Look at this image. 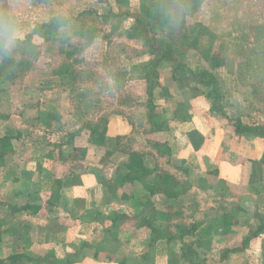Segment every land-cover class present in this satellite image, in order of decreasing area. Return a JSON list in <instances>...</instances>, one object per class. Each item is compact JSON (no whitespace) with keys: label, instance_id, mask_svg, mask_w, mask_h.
Returning a JSON list of instances; mask_svg holds the SVG:
<instances>
[{"label":"rangeland","instance_id":"rangeland-1","mask_svg":"<svg viewBox=\"0 0 264 264\" xmlns=\"http://www.w3.org/2000/svg\"><path fill=\"white\" fill-rule=\"evenodd\" d=\"M161 4L166 5V15L170 21L162 26L157 25L151 31L150 39L166 41L175 47L177 53L176 62H163L161 65L170 67L163 78L164 85H175V75L171 74L177 69L185 67L190 74L186 67L188 65L212 70L220 81L223 95L219 104L227 114L214 111L209 99L198 90V85L195 86L198 92L192 96L195 104L187 109L199 108L203 116H209L204 120L205 125L221 129L234 128L229 118L240 119L250 127L264 125V0H0L3 35L8 39L7 25L14 27L21 35L19 39H8V54L16 58L19 65L10 68L0 58L4 78V84L0 86V137L14 135L17 148L14 150L25 154L33 142L49 141L50 138L58 143L70 131L84 126L103 128L114 116L121 115L134 130L130 138L134 140L133 143L130 144L127 137L122 146L129 148V143L131 149L145 154L148 166L159 164L175 173L183 182L184 192L178 200L168 201L162 196L154 199L157 205L167 206L164 208L166 213L173 216L171 221L158 224L166 228L202 223L195 236L186 241L194 243L203 256L207 255V264H226L227 261L220 262L218 257L225 243L237 240H233L236 235L231 230L227 233L224 229L223 216L228 213L232 216L238 214L237 219L240 217V199L218 175V171L220 173L230 162L229 156L224 152L206 161L207 157L202 154L200 163L194 160L192 165L187 160L175 157H157L148 144L151 139L148 134L153 127L148 119V82L142 69L154 60V55L150 54L143 40H132L129 35H136L138 31L136 18L146 19L147 9L159 14L163 7L158 11L153 5ZM56 18L60 20L53 33L36 35L31 42H25L35 26ZM211 18L210 27L205 26L204 22ZM91 26L98 29V34L94 43L88 46L75 35V31ZM209 50H212V54L224 55L227 61L225 67L219 70L213 68L209 60L212 54L207 55ZM62 68L67 73L65 78L55 77L54 74ZM177 98L181 100L185 97L178 95ZM156 113L160 122L162 113ZM38 115L43 119L42 127L40 119H36ZM53 115L64 119L60 126H49ZM180 115L185 116L183 112ZM240 138L245 139L240 141L242 145L248 143L249 148L258 149L259 157L264 161L263 138L258 137L256 142L251 140L255 138L253 136L243 135ZM120 157L121 162L115 163L122 165L128 156L123 153ZM115 163L111 162L105 170L109 180H113L118 173ZM205 169L209 171L207 174L204 173ZM10 172L0 173V190H5L0 192L1 216L9 212L4 206L11 191L21 186L13 185L15 174ZM208 175L214 178L208 181ZM113 187L117 189L113 191L118 193L130 191L128 185L118 188L115 184ZM138 192L144 194L142 189ZM133 201L120 211L138 214L142 207L138 200ZM260 209L264 212V205L261 208L257 203L251 211L256 217L244 218L242 215L246 222L244 224L251 226L250 235L262 226L261 218L264 215L257 214ZM149 235L148 230L140 234L141 239ZM108 237L101 242V246L103 249L112 246L115 252L120 253L115 257L117 263L127 256L130 264H137V258L140 259L147 251L139 240L138 244L132 246V241L128 242L127 238L112 244ZM6 242L11 243V239ZM181 247L182 243L175 241L168 247L164 243L161 248L181 254ZM13 248L2 241L0 260L17 253ZM31 253L40 255L38 252ZM154 258L153 253V263ZM255 258L251 257L253 260Z\"/></svg>","mask_w":264,"mask_h":264},{"label":"crops","instance_id":"crops-1","mask_svg":"<svg viewBox=\"0 0 264 264\" xmlns=\"http://www.w3.org/2000/svg\"><path fill=\"white\" fill-rule=\"evenodd\" d=\"M216 11L217 9H215V13ZM200 16L202 15L200 14ZM212 20L211 18L204 22L205 26L210 27ZM169 63L167 62V64ZM167 66L164 65L160 68L161 88L155 92V105L157 111L162 113L161 121L156 120L152 126L153 131L148 136L153 140L167 142L173 150L172 158L187 160L188 164L192 165L194 160L196 163H200L202 154L207 157L206 161L224 152L229 156L230 162L226 164L224 170L220 173L218 171V175L240 199V204H238L240 217L235 218L236 221H239V226L224 229L227 230V233L228 230H231L236 235L233 240H241V242L232 241L225 243L224 246L241 247L242 242L246 239H251V242L244 251L231 254L226 264H264V231L254 237L256 232L250 235L251 226L244 224L245 216L256 217L255 213H251V211L257 203L261 208L264 205V161L259 157L260 152L258 149L255 151L253 148H249L248 143L242 145L240 141L245 139L236 135L234 128L224 127L221 129L205 125L204 120L209 117L208 114H204V117L203 111H200L199 108L187 109L189 105L195 104L193 102L195 99L192 96L198 92L195 88L197 83L186 72L187 69L182 67L171 74V76L175 75V85H164L163 78L170 68ZM208 71L213 72L212 70ZM178 95H184L185 98L177 100ZM196 99L198 100V98ZM179 112H183L185 116H181ZM36 119H40L42 127L43 119L40 115ZM51 121L49 126L54 127L60 126L64 119L61 120L58 115H53ZM133 133L134 130L126 122V119L118 115L109 120L106 134H90L89 137L79 139L77 146L88 149L87 157L83 160L67 162L61 159L56 145L62 143L65 136L58 143L50 138H48L49 141L33 142V145L29 146V152L23 154L24 152L14 150L13 153L1 159L0 173L3 175L8 170L9 173L12 171L15 174L13 185L15 187L21 185L11 191V196L8 197L4 206V209H8L9 212L0 215L3 222L1 231L3 244L7 243L8 247L14 246L13 249L17 253L38 252L42 256L49 254L57 259H64L67 254L74 253V250L82 243H90L94 247L93 251L97 250V247L100 248L101 242L107 240L108 237L106 229L111 226L108 218L115 212L125 213L121 212L120 208L134 202L133 200H123L120 193L113 191L117 190L115 187L107 188L100 183V177L105 181H112L106 177L105 170L109 168L111 162H121L120 156L123 153L119 152V145H122L125 138L130 139ZM118 137L123 138L121 143L118 142ZM256 139L258 140V138L251 140L254 142ZM182 143H184V147ZM14 149H17L15 145ZM249 150L252 151L249 152ZM106 152H112L113 156L110 158V162L104 165L100 162ZM115 164L118 165L117 171L124 166L121 163ZM204 171L206 174L209 172L207 169ZM120 173L123 175L125 171L122 169ZM219 177L216 179L220 181ZM212 178H214L213 175H208V181ZM56 180L63 181L60 191L61 199L58 204L52 201V188ZM139 188L141 189L139 186H129V193L138 192ZM1 191L5 192V190ZM8 194L5 193V195ZM28 203L42 207L38 215H28L26 212L19 211L21 206ZM258 212L257 214L264 215L261 209ZM133 226L123 227L117 235L118 243L121 238H127L128 242L132 241V246L135 243L138 244L139 240V244L145 247L143 243L150 235L141 239L140 234L146 229L136 232ZM9 239H11V243L6 242ZM110 243L117 242L110 240ZM104 249H99L97 259H94L92 254L86 251L84 253L86 258L78 264H118L115 257L120 253L115 252L112 246ZM155 255V264H168L167 249L160 247ZM251 257L256 258L253 260Z\"/></svg>","mask_w":264,"mask_h":264},{"label":"trees","instance_id":"trees-1","mask_svg":"<svg viewBox=\"0 0 264 264\" xmlns=\"http://www.w3.org/2000/svg\"><path fill=\"white\" fill-rule=\"evenodd\" d=\"M155 9L161 12L159 14L152 12L147 9L145 11L147 18H136L135 24L138 28L136 35H129V38L141 39L144 41L145 45L149 48L150 54L154 55V60L147 66L143 67L142 71L146 75V80L148 82V103L150 107V112L148 113L149 122L154 126L155 120L157 119V106L155 105V92L161 88L160 83V67L163 62L174 63L177 60V53L175 47L166 41L156 40V38L150 39L151 31H154L157 25H165L170 21V18L166 15V10L164 4L153 5ZM129 17L131 15H124ZM59 18L52 20L49 23H42L35 26L34 31L27 35L25 42H31L36 35H48L53 33L54 30L58 28ZM155 22L156 24H153ZM3 27L0 25V58L4 64L10 68H14L19 65L16 58L9 56L8 50V39L3 35ZM98 34V29L95 26L87 27L82 30H76L75 35L81 40L85 41L88 46L92 45L96 40ZM212 54V50H209L207 55ZM209 58V57H208ZM212 62L214 69H220L225 67L226 58L221 53L212 54L209 59ZM180 66V64H179ZM178 66V67H179ZM186 66V65H185ZM190 71L192 77L196 80L198 85V90L209 99L214 111L218 113L226 111L220 106L219 102L223 99V95L220 89V81L214 72L208 70L196 69L190 65L186 66ZM66 71L62 68L54 74L57 78H65L64 75ZM64 76V77H63ZM4 84L2 65L0 64V86ZM2 92V91H0ZM1 119V117H0ZM229 122L235 128V133L238 136H253L255 138L261 137L264 139V126L254 125L253 127L246 126L242 123L240 119L229 118ZM108 122L100 127L84 126L83 128L77 129L70 132L67 137L62 141V143L56 145L59 151V155L64 161H77L83 160L87 157L88 149L81 148L77 146V142L80 138L89 137L90 134H106ZM152 132V131H151ZM151 132L149 134H151ZM20 136H18L19 138ZM131 138V137H130ZM16 137L14 135H4L0 137V160L5 158L7 155L13 153L14 151V141ZM123 138L118 137V142L121 143ZM130 140L129 143L132 144L134 140ZM123 147L119 145V152H122L128 156V159L124 166L118 170L116 177L112 181H105L100 177V183L107 188H111L113 185H117L118 188H122L126 185L128 186H139L143 190V195L139 192L132 191L131 193L122 192L120 195L125 201L138 200L139 205L142 207L138 214L129 215L127 213L115 212L112 216L108 218L111 222L110 228L106 229L109 240L117 241L118 233L123 229L124 226L134 225L136 232L141 229H146L150 231V237L143 243L147 251L144 252L140 259L137 258V264H155L156 259L154 258V263L152 262L153 253L156 254L158 248L162 247V244H169L180 241L182 243L181 254H175L168 251V264H207L208 257L203 256L202 253L196 248L194 243H190L187 238L195 236V234L203 226L202 223H195L190 226L177 225L163 227L158 222L161 221H171L172 214L166 213V207L157 205L154 202L156 197L162 196L168 201L178 200L184 191L182 181L177 178L176 174L162 167L159 164L154 167H150L145 163V154L136 151L134 148ZM148 144L153 151L156 152L157 157L161 158H172L173 150L167 142H162L159 140L149 139ZM113 156L112 152H106L102 157L101 164L106 165L110 162V158ZM124 170L123 175L120 170ZM100 175V174H99ZM63 186V181L56 180L52 188V201L56 204L60 202V191ZM113 188V187H112ZM118 195V193H116ZM54 205V204H53ZM165 208V209H164ZM42 207L40 205L26 204L20 207V212H26L28 215H38ZM170 209L167 208V210ZM236 215H230L226 213L223 216V226L224 228L236 227L239 222L235 220ZM262 226L255 233L254 237L259 236L264 231V218H261ZM2 225L3 222L0 219V244H2ZM251 239H246L242 242L241 247L229 246L224 247L220 253V262H225L229 259L231 254L240 253L244 251L250 244ZM211 246V245H210ZM209 246V250H210ZM93 246L90 243H82L80 247L75 249L74 253L67 254L64 259H57L56 257L46 254L44 256L35 255L31 252L24 253H14L8 256L6 259L0 260V264H78L86 258L84 254L86 251L92 254L94 259L99 256V249L93 251ZM93 251V252H91ZM156 257V255H155ZM111 260V259H109ZM118 264H130L127 256L118 261Z\"/></svg>","mask_w":264,"mask_h":264},{"label":"clouds","instance_id":"clouds-1","mask_svg":"<svg viewBox=\"0 0 264 264\" xmlns=\"http://www.w3.org/2000/svg\"><path fill=\"white\" fill-rule=\"evenodd\" d=\"M6 31H7V37L9 40H14V39H19L21 38V35L18 30H16L14 27L11 25L6 26Z\"/></svg>","mask_w":264,"mask_h":264}]
</instances>
